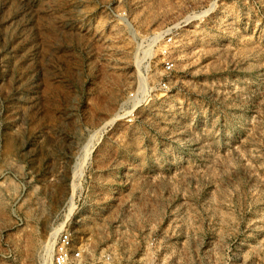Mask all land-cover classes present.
Segmentation results:
<instances>
[{
  "label": "rangeland",
  "instance_id": "rangeland-1",
  "mask_svg": "<svg viewBox=\"0 0 264 264\" xmlns=\"http://www.w3.org/2000/svg\"><path fill=\"white\" fill-rule=\"evenodd\" d=\"M63 229L264 264V0H0V264Z\"/></svg>",
  "mask_w": 264,
  "mask_h": 264
},
{
  "label": "built area",
  "instance_id": "built-area-1",
  "mask_svg": "<svg viewBox=\"0 0 264 264\" xmlns=\"http://www.w3.org/2000/svg\"><path fill=\"white\" fill-rule=\"evenodd\" d=\"M85 248L77 245L69 229H63L56 236L51 264H85ZM91 264H160L151 258L124 261L113 252H105L99 260Z\"/></svg>",
  "mask_w": 264,
  "mask_h": 264
},
{
  "label": "bare ground",
  "instance_id": "bare-ground-1",
  "mask_svg": "<svg viewBox=\"0 0 264 264\" xmlns=\"http://www.w3.org/2000/svg\"><path fill=\"white\" fill-rule=\"evenodd\" d=\"M135 107V106H134ZM84 151H85V149H84ZM85 155H86V151H85ZM79 166V165H78ZM79 175H80V173H79ZM74 186V185H73ZM77 186H75V188H76ZM75 190V189H74ZM72 199H73V196H71V198H70V202H71V209H72Z\"/></svg>",
  "mask_w": 264,
  "mask_h": 264
}]
</instances>
